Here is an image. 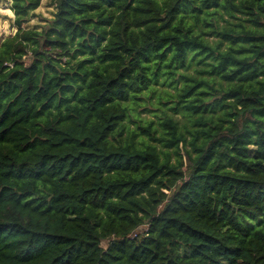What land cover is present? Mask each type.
Instances as JSON below:
<instances>
[{
  "label": "trees",
  "instance_id": "trees-1",
  "mask_svg": "<svg viewBox=\"0 0 264 264\" xmlns=\"http://www.w3.org/2000/svg\"><path fill=\"white\" fill-rule=\"evenodd\" d=\"M41 3L0 42V264H264V0Z\"/></svg>",
  "mask_w": 264,
  "mask_h": 264
},
{
  "label": "rangeland",
  "instance_id": "rangeland-1",
  "mask_svg": "<svg viewBox=\"0 0 264 264\" xmlns=\"http://www.w3.org/2000/svg\"><path fill=\"white\" fill-rule=\"evenodd\" d=\"M11 6L12 0H0V42L8 37L14 36L17 32V28L14 24L15 15L11 10ZM54 13V0H42L41 6L34 12L33 17H31L29 23L26 26L29 28H36L40 30L41 27L46 24V20H50L53 18ZM197 69H200V67L193 65L189 69L188 73L194 75L195 70ZM152 102V104H149L146 107L147 109L140 108L138 110V114L142 118H147V120H156L155 114L160 115V112L156 109V99L154 98ZM171 105L172 104L169 103L163 108L168 111ZM168 112L171 113V111ZM107 245V241L103 242L104 248H106Z\"/></svg>",
  "mask_w": 264,
  "mask_h": 264
}]
</instances>
